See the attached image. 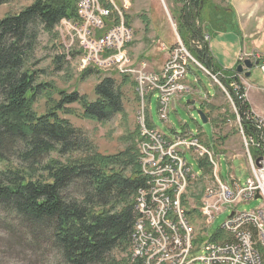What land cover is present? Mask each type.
<instances>
[{
  "label": "trees",
  "instance_id": "trees-1",
  "mask_svg": "<svg viewBox=\"0 0 264 264\" xmlns=\"http://www.w3.org/2000/svg\"><path fill=\"white\" fill-rule=\"evenodd\" d=\"M12 1L0 0V6ZM187 2L189 41L200 36L192 20L210 0ZM78 3L36 0L18 15L0 20V214L18 217L33 231L43 230L42 236H49L58 249L62 264H140L129 261L137 219L136 197L147 182L141 172L139 151L134 145L116 155L99 154L65 117L77 112L70 108L75 104L80 106L82 117L92 121H107L120 112L121 95L115 89V80L101 81L95 89L96 99L90 101L78 91L68 93L40 82L39 72L31 68L37 25L53 32L62 19L77 17ZM196 48L197 60L216 73L210 65V54L198 45ZM61 61L64 58L58 57L55 63ZM222 73L228 77L235 74ZM41 97L46 100L43 114L36 110ZM236 104L246 132L257 134V125L245 118L250 111L248 104ZM53 154L60 158L80 156L64 162ZM200 166L208 172L205 161ZM130 167L133 172L127 177L124 172ZM77 192L79 196L75 197ZM218 239L215 236L213 241ZM120 250L127 255L119 261L115 252Z\"/></svg>",
  "mask_w": 264,
  "mask_h": 264
},
{
  "label": "rangeland",
  "instance_id": "rangeland-1",
  "mask_svg": "<svg viewBox=\"0 0 264 264\" xmlns=\"http://www.w3.org/2000/svg\"><path fill=\"white\" fill-rule=\"evenodd\" d=\"M35 1L13 0L0 6V20L9 15H18L20 11ZM185 2L186 0H135L132 2L130 10L126 13V23L133 28L134 41L132 47H129L125 65H138L141 61H147V65L145 64L142 70L153 71L155 64L150 59L151 53L163 57L165 55L163 53L168 48L176 45L173 51L182 44L197 59L194 53L197 51L196 45L201 50L208 49L210 52L213 47H216L213 46V42L224 40L228 44H236L238 38L244 45L238 52V58L245 54L248 56L259 54L264 57V0H210V3L203 6L200 15L192 20L200 36L189 41L185 18V13L189 11V3ZM149 27L150 30L147 31ZM36 28L37 39L31 68L39 72L40 82L51 83L56 89L68 93L78 91L80 95L94 101L97 85L106 78H112L116 82L115 89L121 95L122 110L107 121L99 122L83 118L82 110L76 104L70 108L76 109L77 112L65 117L92 142L91 145L99 154L116 155L135 145L140 157L141 136L137 119L142 102L138 100L136 78H133L137 83L135 86L133 80L115 72L118 65L112 63L101 69L95 68L96 66L91 67L90 73L85 74L79 69L84 66V59H81L82 54L75 51L71 60H68L65 45L62 44V38L56 28L53 32L45 31L42 25H37ZM222 36H225V39ZM58 57H63L64 61L56 64ZM155 63L160 64L156 61ZM210 74L211 76L207 75L203 69L193 66L192 72L188 75V82L197 81V84L193 85L196 94L187 96L182 102L175 104L168 124L159 118L156 95L153 100L154 123L167 135H171L169 128L174 127L178 133L186 131L200 136L204 144L210 146L215 154L221 156L219 176L228 181L232 174L244 183L251 175L248 152L243 144L238 117L236 118L235 115V108L238 111L239 106L228 89L229 95L219 86L217 81L222 83L218 78H222V75H219L222 73L214 74L210 71ZM241 81L245 89V103L248 104L250 100L254 107L264 111V71L259 66L254 67L251 77H243ZM208 95L211 97L215 95V98L211 99ZM54 98H57V95H54ZM193 101L195 105L191 104ZM194 106L197 109H205L209 122L204 123L200 115L193 111ZM36 110L39 114L45 113L46 100L44 97L39 99ZM245 133L248 136L246 130ZM250 150L254 155V149ZM78 156L80 155L74 154L60 158L56 154L52 155L53 158L64 162L72 161ZM186 159L193 164L195 172H201L198 160L191 153L186 154ZM132 172L130 167L124 175L129 177ZM213 172L214 170L209 167L206 173L207 178L191 185L187 193H183L182 197H185L180 198L181 207L183 205L187 213L185 219L188 222L186 223L191 229L193 239L195 238L196 246L201 240L208 239L206 235L209 237L224 235L222 228L230 216V212H227L214 221L204 215L205 210H200L206 188L209 186L217 188ZM72 192L74 193L75 190L72 189ZM77 196H79L78 192L75 193V197ZM262 205V200L243 203L238 206V211L250 212ZM206 222L213 225L208 227ZM42 233L43 230L28 229L16 216L7 213L0 214V264H62L60 253L51 238L46 234L42 236ZM195 240L198 242L196 243ZM126 255L127 253L123 250L115 252V257L119 261L125 259ZM129 261L131 262L130 256Z\"/></svg>",
  "mask_w": 264,
  "mask_h": 264
},
{
  "label": "built area",
  "instance_id": "built-area-1",
  "mask_svg": "<svg viewBox=\"0 0 264 264\" xmlns=\"http://www.w3.org/2000/svg\"><path fill=\"white\" fill-rule=\"evenodd\" d=\"M133 1L79 0L77 17L64 18L57 27L68 59H71L73 51L81 52L84 66L79 67L80 71L95 66L101 69L112 63L118 65L115 70L118 74L132 79L141 78L137 93L144 100L145 112L138 113L137 119L141 136L140 164L146 181H154V189L138 191L131 260L140 264H264V115H257L252 110L245 114L246 120L257 125L259 130L257 134L247 136L243 116L235 108L250 163L251 176L244 183L232 174L228 181L219 177L221 156L203 144L193 132L167 135L157 128L153 121L155 96L159 118L168 124L174 104L196 94L193 87L185 86L184 74H189L192 66L203 69L209 76L211 74L182 44L171 52L159 72L142 70L147 61L125 65L129 47L134 41L133 28L126 23V13ZM248 59L259 61L264 71V57L259 54H245L238 58L237 64ZM234 72L233 77L223 73L219 74L222 78L218 77L221 82L228 83L233 92L216 81L234 97L236 103L245 102V89L241 83L245 76ZM188 153L198 160V164L205 161L208 165H215L219 179L218 188L209 186L204 191L200 210H209L215 219L230 212L224 223L230 224V231H222L224 235H218L217 241L208 236V241H204L198 252L184 247V237H189L190 233L185 216L178 209V202L191 185L207 176L204 168L201 172L194 171L193 164L186 159ZM256 200H262L263 205L250 212L238 211L239 205ZM206 225L211 227L213 224L206 222ZM250 228H258V237L250 236ZM168 251H175V258H168Z\"/></svg>",
  "mask_w": 264,
  "mask_h": 264
},
{
  "label": "crops",
  "instance_id": "crops-1",
  "mask_svg": "<svg viewBox=\"0 0 264 264\" xmlns=\"http://www.w3.org/2000/svg\"><path fill=\"white\" fill-rule=\"evenodd\" d=\"M127 20H128V17H127ZM129 26H131V25L129 24ZM149 30H150V27L148 28L147 31H149ZM157 34L159 36V32ZM222 37H223V39H225V36H222ZM225 42L226 41H224V40H220V41L213 42L214 43L213 46H216V47H213V49L210 50V52H209V54H210V65L218 73H220V72L222 73L223 71H231V69L237 63V60H238V56L237 55H238V52H239L240 48L244 46L242 44V41L240 40V38H238V42H236V44H228V42H226V43ZM132 44L130 45V47H132ZM234 45H236V46H234ZM175 46L176 45H174V47ZM174 47L168 48V50L165 53H163V54H165V55H163V57L161 55L156 54V53H154V54L151 53L150 54V59L155 64V66L152 68L154 71L159 72L161 70L162 65L170 57V54H171L172 49ZM135 50H137V49H135ZM206 53H207V51H206ZM151 55H152V57H151ZM155 61L158 62V63H160V64L157 65L155 63ZM192 69H193V67H191L190 73L192 72ZM188 83L190 85H192V86L195 85V84H197L196 80L193 81V82H188ZM198 84H199V82H198ZM209 98L213 99V98H215V95L213 97L209 96ZM248 104L250 106V109L254 113H256L257 115H261V114L264 115V111L261 110V109H259V108L254 107L252 105V103L250 102V100H249V103Z\"/></svg>",
  "mask_w": 264,
  "mask_h": 264
},
{
  "label": "bare ground",
  "instance_id": "bare-ground-1",
  "mask_svg": "<svg viewBox=\"0 0 264 264\" xmlns=\"http://www.w3.org/2000/svg\"><path fill=\"white\" fill-rule=\"evenodd\" d=\"M188 75L189 74H184V81H185V86L186 87H192L188 82H187V79H188ZM137 82H138V87H141V78H136ZM141 102H142V108H141V111L140 113H144L145 112V103H144V100H142L141 98L139 99ZM140 106V105H139ZM212 168L214 170V179H216L217 181V188L219 187V179L217 177V173H215V165H208V168ZM220 171H221V164H219V175H220ZM220 177V176H219ZM214 182V181H213ZM216 183V182H215ZM146 188L147 189H154V181H147L146 182ZM184 195V194H183ZM185 197V196H184ZM182 197V198H184ZM185 200V199H184ZM183 200V201H184ZM182 202V201H181ZM185 203V202H184ZM182 203V204H184ZM187 206V205H186ZM178 209H180L181 211V215H184L185 218H186V212L183 208V205L181 207V203L178 202ZM204 215H206V217L210 218L211 220H214L215 221V217L214 215H212L211 212H209V210H205L203 211ZM187 221V220H186ZM188 222V221H187ZM222 231H230V224H224L223 225V228H222ZM189 237H184V247H191V252H198L199 249H202V247L204 246V241H208V239L206 240V238L201 241L199 243V245H195L194 244V239H193V236H192V233H191V229L189 227ZM195 235V234H194ZM250 236L251 237H258V228H250ZM206 237H208L206 235ZM196 241V240H195ZM198 241V240H197ZM168 258H175V251H168Z\"/></svg>",
  "mask_w": 264,
  "mask_h": 264
},
{
  "label": "water",
  "instance_id": "water-1",
  "mask_svg": "<svg viewBox=\"0 0 264 264\" xmlns=\"http://www.w3.org/2000/svg\"><path fill=\"white\" fill-rule=\"evenodd\" d=\"M187 3H188V2H187ZM206 51H207V53H209V52H208V49H206ZM258 66H259V62L252 63L250 60H247V61H245L244 64H241V65H239V66L237 67V72H238L239 74H243V73H245V76H246L247 78H250V77H251V70H252L254 67H258ZM246 70H247V71H246ZM212 73H214V72H212ZM214 74H215V73H214ZM222 83L224 84V86H225L226 88L229 89L230 92H233L232 88H231L226 82L222 81ZM191 104H194V102H192ZM193 111H196V112L198 113V115H200V117H201V119L204 121V123H207V122H208V118H207L206 114H205L202 110L197 109L196 107H194ZM257 198H259V197H257Z\"/></svg>",
  "mask_w": 264,
  "mask_h": 264
}]
</instances>
